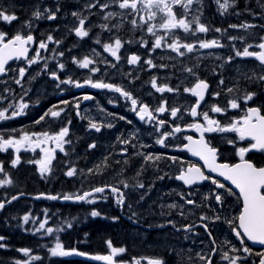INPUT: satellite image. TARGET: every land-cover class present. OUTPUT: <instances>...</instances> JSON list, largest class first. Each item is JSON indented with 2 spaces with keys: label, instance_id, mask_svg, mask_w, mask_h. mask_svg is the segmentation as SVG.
Wrapping results in <instances>:
<instances>
[{
  "label": "flooded vegetation",
  "instance_id": "obj_1",
  "mask_svg": "<svg viewBox=\"0 0 264 264\" xmlns=\"http://www.w3.org/2000/svg\"><path fill=\"white\" fill-rule=\"evenodd\" d=\"M84 27L89 31V35L83 38L77 36L75 30H71L69 33L65 32L64 35L60 34V31H56L61 41L52 40L50 46L39 53L35 64L24 68V61L14 62L8 67L7 76L0 80V109L2 111L7 110L8 115H11L13 111H18L20 104L28 105L22 115L30 120H33L36 109L45 112H48L49 109L53 111L64 109L59 117L46 116L50 122L48 129L31 127L27 133L47 132L51 135L64 127H68L69 134L66 139L71 141L63 144L64 151H61L53 140L41 144L34 151L31 146L25 145L21 147L18 153L21 162L15 167L12 166V160L17 155L15 149L9 148L1 153L0 163L5 168L4 173H7L9 179L12 180L11 185L2 187H7V190L4 191V193L9 194L7 199L23 192L27 194L22 199L23 202H30L32 200L30 196L34 194L53 193L60 195L67 184L79 180H82L83 188L74 194H68L81 195L85 192H91L96 187L114 186L124 194L123 205L117 203L119 194L111 192L110 188H106L104 193H94L95 195L89 197L88 199L93 200V203L85 201L81 205L84 208L96 206L101 210H104L105 206H110L112 208L110 216L117 217L116 214L119 216L117 223L114 224L120 225L121 231L127 229L129 233H132L135 229L144 230L150 235L154 244L171 241L173 235L185 236L192 233H202L208 237L213 249H217L218 245L214 236L217 225L223 223V217L226 212L231 210L232 206H234V212L238 217L243 202L239 192L231 186V181L220 176L218 172L211 171L205 161L200 156L193 155L187 147L191 145V141L185 137L191 136L193 140H199L201 137V133L189 125L197 123L207 125L202 115L196 117L190 115V109L194 106L197 97L177 86L176 83L179 78L170 80L166 76L168 69L159 70L160 73L155 74L154 68L146 63L147 60L145 59H151L156 63L163 62L165 53L162 51V46L157 48L158 52L150 50L153 49L155 39L159 36L165 37V32L154 30L155 36L149 33L147 37L132 43V41L123 40L122 33L110 31V27L105 30L102 28L94 30L88 29L86 23ZM212 36V40H216L222 45L219 35L215 31ZM117 38L122 42V47L117 53L120 57L119 60L104 48V45L113 44ZM209 39L210 37L206 36L200 42ZM178 40H186V37L179 36ZM200 42L194 44L196 47L190 53L198 48L199 50L209 49L200 48ZM221 47L214 46L211 48L220 49ZM60 53L63 55L61 56ZM133 55L140 57L136 64L128 62ZM174 55L179 54L175 53ZM85 57L94 61L89 68H82L78 63L73 62L74 60H83ZM45 64L47 65L46 71L44 69ZM59 64L64 65L63 70L58 67ZM92 68H97L99 71L92 72L90 70ZM20 69H25V75L22 79L19 75ZM174 71H179V68L174 69ZM52 72L57 73L60 80L71 78L73 81H79L83 86L75 87L74 85L59 83L50 75ZM33 77L35 78L33 79ZM17 79H20V84L16 83ZM88 79L93 82L110 83L130 92L132 97L138 100L137 107L139 104H147L155 119H149L145 116V119L141 120L137 111L132 110L133 106L129 99L113 90L93 88L84 83ZM153 79L156 80L158 87L167 86L174 91L158 92L152 86ZM201 80L205 81L209 87L206 90L204 101L197 109L199 113L208 112L209 117L218 120L221 125H228L236 120L242 121L248 108H259L261 115H264V97H261L253 88L249 89L248 86L244 85L229 93L228 87L222 86L219 79L203 78ZM58 83L59 87H57ZM215 93H219V96H216ZM247 93H255V95L252 100L245 103L242 98ZM85 96H90L92 99L85 100L83 99ZM230 99H237L240 107L236 109L227 108L224 113L210 111L213 105L226 108ZM65 100L70 103H61ZM164 102H166L165 107L168 111L156 112L155 109ZM77 103H79L78 109L75 107ZM54 105L58 107L54 108ZM172 108L180 110L176 118H172L170 115ZM120 117H124V119H120ZM16 119L17 116L10 120L15 123ZM160 120L165 121V123L159 125ZM90 122L101 125V130L97 132L90 128ZM110 123L114 126L107 127ZM175 126L181 127L182 131L168 136L164 145L156 142L158 139L164 138L162 133L172 132ZM14 137L18 139L20 134ZM38 138L44 139L42 136ZM203 138L211 147L217 149L216 164L234 165L240 163L238 149L250 146V140L247 138L241 140L236 132H205ZM33 139H37V137H33ZM123 141H129V143H123ZM229 141H233V143H229ZM92 144H95L96 147L90 148L89 146ZM41 149L54 150L51 152V161L48 164L51 171L44 175H41L40 172L41 165L35 162L46 159L45 152ZM149 155L153 157L152 160L147 159ZM156 157L160 158L156 159ZM245 159L250 160L257 167H264V151L255 149L249 151L245 154ZM192 166L200 168L204 175L211 177V179L201 180V183L196 181L192 184H187L178 179L180 175L186 172L187 168ZM73 167L77 170L74 176L60 175L61 172H67ZM20 169L25 172H20ZM25 177L38 183L34 190L42 191H27L26 186H22L20 183V180L24 181L23 178ZM213 179L224 184L225 187L219 188L217 184L212 183ZM122 181L127 183L129 187L125 188L121 183ZM140 184H143L144 187H139ZM12 187L17 190L10 193L8 190ZM228 189H231V193ZM217 194L222 197L220 202L215 199ZM169 199H176L178 203L182 202L181 204L188 207V212L156 214V210H168L161 205L166 204ZM3 200L2 196L0 201ZM188 201L194 203H188ZM141 203L149 205L145 209L154 212L149 215L142 211L135 212V207H140L143 210ZM106 215L105 211L96 217L90 214L87 219L90 229L97 231L92 228V222L98 221L101 225L103 221L105 222ZM217 216L220 219H215ZM161 219H164L162 223L159 222ZM167 220L178 222L166 223ZM235 220L238 224V220ZM126 222L131 227L127 226ZM189 225L192 226L190 229L188 228ZM204 225H207V229ZM89 231L86 233L89 234ZM209 232L211 236H209ZM162 234H169V236L165 239L160 237ZM78 243L84 248L86 247V243L80 241ZM248 248L251 253H246L245 258L237 261V264H260L261 256L257 253H264V250ZM157 251L154 253V251L149 250L147 257L142 259L135 256L133 249L130 248L128 255L119 254L115 259L121 260L118 264H136V261H139V264H148L150 260L155 259H162L164 264L172 262L162 255L167 253L165 249H158ZM212 264H230V262L219 261L214 257Z\"/></svg>",
  "mask_w": 264,
  "mask_h": 264
},
{
  "label": "rangeland",
  "instance_id": "obj_2",
  "mask_svg": "<svg viewBox=\"0 0 264 264\" xmlns=\"http://www.w3.org/2000/svg\"><path fill=\"white\" fill-rule=\"evenodd\" d=\"M65 1H67V0H56L55 2H54V0H9V2H7V0H0V8L4 9L6 14H14L17 16L18 19L12 21V22H20V23H18L19 30H14L15 35L17 33L22 34V35H26V34L32 35V34L38 33L41 38H47L49 35H51L53 37L54 41L60 40L59 35H57L54 31H61L62 35H64L65 32L69 33V31L75 30L77 27H79V20L84 19L85 23H86V25H88V27H92V28H95L97 30H99L98 28H102L103 30H105V29L112 26L114 29H118V30L120 28H123V30L128 32V33L134 31V29L136 31H139V30L143 29L144 27H149L150 25L155 24V25H157V27L155 28L156 30H160V31L162 30L163 32H165L166 39H167V45L173 43L174 40H177V37H179V36L187 37L189 39L190 43H194V42H199L205 36L214 32L213 27L211 25V21L214 18H219L223 23H226L227 28L229 30V31H226L227 33L225 32V37H226L225 40H226V46L227 47L224 48V51L215 52V53L210 54V53H206V50L203 49V51L200 50V52L197 53L194 58L187 60L186 63L179 64V61H181V58H178L177 56H175L174 52L171 50V48L168 47L169 52H165L162 49V51L165 53V56L163 58L164 61L162 64L158 63L159 65H157L154 68L153 72L155 74H159L160 73L159 70H163L165 67L179 68L180 70L178 72L169 71L166 74V76H168V78L170 80H172L173 78L174 79L179 78V80L177 81L176 84L178 87H181L184 89H186V88L190 89V88L194 87V85L198 82V80H201L203 78H207V79L212 78L213 80H217V79L223 80V84H221V85L224 87H228V89L229 88L239 89L240 87L246 85L249 87V89L253 88L254 91L258 92L261 97L264 96V80L259 79V77L264 76V66H262L261 64L259 65V63L254 60V57H245L244 58V56H236L235 55L236 51L239 50L242 52L243 51L242 49H244L248 45H252V47L249 48V51H252V52H261L262 51V49H259L257 46L260 43L264 42V40H262V38H264V7H263L264 6V0H257V3H256V0H247V1L246 0H241V1L240 0H219V2H217V0H193L192 5H190L188 7V9H184V8L180 7L179 5L174 6L173 11L176 13L178 18H186V20H188V21H194V19L196 17H199V22L201 24L205 25L209 29L207 32H204V33L195 31V29L197 28V25L195 22H193L191 25L192 31L184 32V30L177 28V29L172 30L171 32H167L164 29L159 28V24L161 23L162 18H163L162 13H159L160 16L158 19H154V20L148 21V23H144V21L147 20V18H148V12L146 10H144L143 5L138 6V8H139L138 12H133L131 9H121L119 7L120 0H111V1H114V3H111L110 0H98V2H97V0H69L68 1V4H70L69 7L63 8ZM73 2H78L79 5L77 7H75ZM225 2H227V5H228L227 8L226 9L221 8L220 5L224 4ZM246 2L249 4H247ZM104 4H107L108 7L102 8L101 5H104ZM91 5H95V7H90ZM248 5H249V7H248ZM259 5H260V7H259ZM15 7H20V10L22 12L17 15L13 11V9ZM36 10H39L40 12L43 13V16L39 19H37L33 16V12ZM46 10H50L51 12L55 13L56 19H53V20L47 19V15L49 13ZM74 12L78 13V16H74L73 15ZM108 13H113V15L108 16ZM254 14H256V15H254ZM240 15H244V16L240 17ZM106 16H108L107 19H105ZM133 19H135L137 22L136 26H134L131 23V21ZM0 21H3V20H0ZM29 22L31 24L30 29H26L25 31H22L23 30L22 27H24L25 24L29 23ZM34 22H36V23L34 24ZM233 24H235V26L237 28L232 27ZM104 25H106L107 27H102ZM248 26H250V27H248ZM127 28H129L128 31H127ZM234 31H235V33H234ZM242 32H244V33L242 34ZM237 33H239V34H237ZM198 34H202V36H199ZM235 34L237 35V37ZM233 35L236 37V39L232 40V37H234ZM228 36H229V38H228ZM241 36H243V37H241ZM40 37L37 36V40L39 41V43L42 41ZM212 38H210V39H212ZM235 40H237V41H235ZM231 42H233V43H231ZM46 43L48 46H50V41H48ZM228 45L230 46V48L231 47L232 48L230 49ZM233 49L234 50L236 49V50L234 51ZM43 50L44 49H40L39 47H37L36 53L37 52L42 53ZM150 51L158 52V49L157 48L155 50L151 49ZM182 52L184 54H186L187 50H183ZM228 55L230 56L231 59H229ZM145 60H148V59H145ZM197 62H198V64H197ZM228 62H229V64H228ZM237 62H238V65H237ZM241 62H242V66L240 65ZM250 62H251V64H250ZM254 62H255V64H254ZM153 63H155V61H153ZM188 67L193 69L194 74L186 71V69H188ZM7 68H8V65L6 66V69ZM242 68H243V70H242ZM243 71H245V72H243ZM247 71L250 73H248ZM185 72H186V74L187 73H189V74L186 75ZM247 74H249V76ZM4 77L5 76H3L2 79ZM245 77H247V78H245ZM4 130L5 129L1 128L2 132ZM65 178H67V176H65ZM3 190L4 189L0 188V198L2 196ZM28 203H29V205H28ZM32 203H35V202H23V201H21V202L17 203L16 205H14L12 208L8 209V211L6 210L7 212L5 211L1 215V217H0V236H3L5 238L3 241H0V244L5 245V247H2V248L6 249L9 247V244L7 241L9 236L16 234V233L25 232V233H29L31 235L42 237V238H50L52 241L50 242V244L48 246H46L44 248L48 251H50L51 248L55 247L57 240H59V242L63 244L65 249H68L67 243L71 242V240L62 241L60 238L63 236L69 235L73 232L80 231L82 228H84L83 221L82 220H76L74 218V216L71 214V211H72L71 208H65V209H60V210L53 209L52 210V209L48 208L47 206H38V205H35ZM181 203H178V200H176V199H169L168 201H166V204L161 205V207L167 208L168 210H166V211L156 210V214L168 213V212H175V213L188 212L187 211L188 207H186L185 205H183ZM141 204H142L143 210L140 209V207H135V209H134L135 212L139 213L142 211L146 215H149V214L154 212V211H150V210L145 209V207L149 206V205H146V203H141ZM171 205H176V207H170ZM24 206H27V207H24ZM231 212H232V214H231ZM8 214H10V215H8ZM25 215H29V217H30L29 222L27 224H25L23 222V217ZM234 215L236 216V214L234 212V206H232L231 210L226 212L225 216L223 217V223L221 225H217L215 232H214L215 239H217L216 242L219 245L218 246L219 247V258L221 260H224V261H225V259L222 258L224 256V253H228V255L230 257H236V256H240L241 258L243 257V251H240V252H232L231 251L233 246H235L237 249L242 248L240 241L237 238H235L234 235H232L233 234L232 228H234L235 225L237 224V221L235 220L237 216L235 217ZM12 218H14V219H12ZM163 220L161 219L159 222L162 223ZM45 221H46L45 228L41 229L40 233H39V231H38V233H37V231H35L33 233L34 230L39 228L40 223H43ZM228 221H234V223L230 225ZM17 222H19V223H17ZM95 222L96 221H93L92 224ZM175 222H178V221H168V220L166 221V223H175ZM68 223H71V225H72L71 228H69L67 226ZM17 224H19L20 226L19 225L17 226ZM48 228L53 229V232L51 234L47 233L46 230ZM59 229H63V230L61 231ZM224 229H225V231H224ZM30 230H31V232H30ZM226 230H228V231H226ZM229 230H231L232 232ZM227 232H229V233H227ZM220 233H222V234H220ZM126 235L128 236V239H131V241H132L133 246L132 245L131 246H132L134 253L137 254L138 257H140L142 259H145L147 257V252L149 250H152V251H154V253H156V252H158L157 251L158 249H165L167 251V253H169V255H172L171 250H173L174 256H177L178 258H183L185 256L186 257L185 261H187L186 264L187 263L188 264H190V263H192V264H194V263L195 264H202L203 263L204 264V259H200V257L203 254L204 255L203 257L207 258L209 256V254L211 253L210 251L213 250L212 243L210 242L208 237L202 233L201 234L192 233L190 235H185V236L173 235L171 237V241L163 242L161 244L152 243L150 235L144 230L135 229V230H133L131 236L129 235V233H127ZM137 235H138V237H137ZM139 236H141V237H139ZM168 236H169V234H162L161 235V237H163L165 239L168 238ZM82 237L84 238V235H82ZM110 240L112 241V244L114 245V247H117L115 240L113 238ZM136 240H138V241H136ZM89 241L90 240L86 239V238L83 240L82 239L80 240V242L86 243V248L90 247ZM226 241H229V242H226ZM147 244H149V245H147ZM123 245L125 246V245H127V243L124 242ZM149 246H151V247H149ZM92 248L96 249V250H100V247L99 248L92 247ZM179 249H180V251H179ZM106 250L108 251V254L111 253V249L108 247V245H107ZM36 252H37V250H29V254L25 255L24 252L20 250L19 257L16 258L13 261V263H8V264H16L17 261H19L20 264H38V262L41 260V255L36 254ZM196 252H197V254H196ZM181 253H182V255L180 256ZM194 256H196V258H198V257L199 258L196 259ZM32 257H40V259H32ZM201 261H202V263H200ZM178 262L179 261H176V263L173 262L170 264H178ZM144 264H146V263H144Z\"/></svg>",
  "mask_w": 264,
  "mask_h": 264
},
{
  "label": "snow or ice",
  "instance_id": "obj_3",
  "mask_svg": "<svg viewBox=\"0 0 264 264\" xmlns=\"http://www.w3.org/2000/svg\"><path fill=\"white\" fill-rule=\"evenodd\" d=\"M98 2V0H97ZM219 2V0H217ZM193 0H120L119 7L121 9H131L133 12H138L139 5H143L144 10L148 12V18L144 21V23H148V21L154 20L157 16V12L163 14V18L161 23L159 24V28L164 29L167 32H171L174 29L180 28L183 29L184 32L192 31V23L195 22L197 25V28L195 31L198 32H207L209 29L201 24L199 22V17H196L194 21H188L186 18H178L176 13L173 11L174 6L179 5L180 7L184 9H188L190 5H192ZM221 8L226 9L227 8V2L220 5ZM90 7H95V5H91ZM102 8H107L108 5L104 4L101 5ZM58 10V9H57ZM48 11L47 19L53 20L56 19L55 13ZM74 16H78V13H73ZM113 13H108V16H112ZM33 16L37 19L41 18L43 16V13L39 10H36L33 12ZM108 16L105 17V19L108 18ZM17 16L14 14H6L5 10L0 8V20H3L5 22L11 23L14 20H17ZM143 19V18H142ZM131 23L136 26L137 22L135 19L131 21ZM85 20L80 19L79 20V27L75 29V33L77 36L83 38L87 37L89 35V31L85 29ZM29 27H31V24L29 22ZM102 27H107L106 25ZM157 27V25L152 24L147 28V31L149 33H152L154 36L156 35V32L154 29ZM232 27H236L233 25ZM250 27V26H248ZM217 32L220 31V29H216ZM165 39L164 36H159L155 39L153 50L156 48H160L162 46V41ZM232 39H236V37H232ZM48 41H52L53 37L49 35L47 37ZM264 40V38H262ZM34 37L31 34L28 35H22L17 33L16 35L12 37H8V34L5 32H0V74H4L6 72V65L9 60L13 58H19V57H25L27 59L26 53L29 51L27 45L30 43H34ZM58 43V42H57ZM99 43V41H97ZM169 48H171L173 51L177 52L179 55L183 56L184 53L180 51L181 48H184L187 50V52H192L193 49L196 47V45L191 43H180V41L174 40L173 43L167 45ZM219 47L220 45L216 40L212 41H205L200 42L199 47L200 48H211V47ZM48 45L46 42L41 41L39 43L40 49H47ZM122 47V42L119 38L115 39L113 44H106L104 45V48L106 51H109L113 57H115L117 60H119V56L117 55L118 50ZM252 45H248L243 49V51H236V56H244V57H256L262 64H264V51L261 52H252L249 51V48H251ZM259 49L264 50V42L260 43L257 46ZM62 56L63 53H60ZM36 56L39 57V52L36 53ZM231 59V58H229ZM140 60L139 56L133 55L129 59L130 64H136ZM37 61L35 59H29L28 64L31 65L33 63H36ZM74 63H78L80 67L82 68H89L90 65L94 63L93 60L85 57L83 60L80 61H73ZM147 64L150 66H155L152 63V60L149 59L146 61ZM58 67L63 70L64 65L59 64ZM45 71L47 70V65H44ZM92 72L99 71L97 68L90 69ZM187 72L193 73L192 68L186 69ZM194 74V73H193ZM20 78L22 79L25 75V69L19 70ZM52 78L59 81V83L63 84H70L74 85L75 87H82L83 85L79 81H73L71 78H68L67 80H60V77L57 73L52 72L50 73ZM35 77H33L34 79ZM259 79L264 80V76L259 77ZM17 84H20V79L16 80ZM59 83L57 84V87H59ZM84 83L90 85L93 88L98 89H109L113 90L117 93H120L125 98L129 99L131 102V105L133 106V111H137L138 115L140 116L141 120L145 119V116H147L149 119H155L153 116L152 111L149 110V106L147 104H139L138 106V100L134 97H132V94L124 89H122L119 86L110 84V83H104L103 81H96L93 82L91 79H88ZM221 84H223V80L220 81ZM152 86L156 88L158 92L163 93L164 91L172 92L174 89L167 87V86H157L156 80L153 79ZM209 85L203 81L198 80V82L194 85L192 88H186V92H190L193 96L197 97V100L194 104V106L190 109V115L193 117H196L198 115H202L204 121L207 122V125L204 124H194L189 125V127L196 128L197 131L201 133V137L199 140H193L191 136L185 137L188 141H191V145L187 146L189 147V150L192 151L193 155L200 156L205 163L208 165V168L213 172H218L220 176L225 177L227 180L231 181L233 185L236 186V188L239 189V194L243 198V210L240 213V215L236 218L238 220V224L236 227L233 228V231L235 232L236 237L239 239L240 244L242 245V248L237 249L235 246L232 247V252H240L243 251L244 253H251V250L244 246V240L245 237L248 240L259 242L261 244H264V167H257L254 163H252L250 160L245 159V154L252 150H259L264 151V115H261L259 108H248L247 114L243 117V120H236L228 125H221L218 120L212 119L209 117L208 112L199 113L197 109L200 107V104L205 99V93L208 89ZM229 93H232L234 91L233 88L227 89ZM216 96H219V93H215ZM255 93H247L242 99L246 103L249 100H252ZM83 99H92L90 96H85ZM63 104L70 103L69 101L65 100L62 101ZM166 102L162 104L160 107L155 109L156 112L164 113L165 111H168V109L165 107ZM11 107V105H10ZM18 111H13L11 115L7 114V110L0 111V121L12 119L18 115L23 114L24 109L28 107L27 104H20ZM58 107V106H53ZM75 107L79 108V103L75 104ZM240 104L237 101V99H230L228 101L227 107L222 108L218 105H213L210 108V111L213 113H224L227 111V108L236 109L239 108ZM64 111V109H59L53 111L52 109H49L48 112L45 113L44 116H41L39 120L36 121V123H40L42 120H44L45 116H51V117H59L61 115V112ZM180 110L178 108H172L170 110V115L172 118L177 117V113ZM120 119H124V117H120ZM159 125H163L165 121L160 120ZM111 123L107 125V127H113ZM90 128L95 129L97 132L101 130V125H98L97 123L90 122ZM182 129L179 126H175L173 128L172 132L168 133H162V136L164 138L158 139L156 142L160 145H164L165 139L168 136L173 135V133H179ZM236 132L239 134V138L241 140L249 139L250 140V146L249 147H241L238 149V155L240 157V163L234 164V165H228V164H216V153L217 149L214 147H211L208 142H206L203 138V134L205 132ZM69 134V128L64 127L59 132L55 134H49L47 132L36 134L32 133L29 134L27 132H24L18 139L15 137H9L5 139V137L0 134V151H7L9 148L15 149L17 155L12 160V166H17L21 161L18 153L20 152L21 147L25 145L31 146L32 150L34 151L36 147H40L41 144L47 142L48 140H53L56 143V146L60 148L61 151H64L63 144L64 143H70L71 141L67 140L66 137ZM43 137L44 139L41 140L38 137ZM33 137H37V139H33ZM123 143H129V141H123ZM229 143H233V141H229ZM90 148H95L96 145L92 144L89 146ZM43 152H45L46 159L41 161H35L36 163L40 164V172L41 175H44L45 173H50L51 169L48 167V164H50L51 161V152L54 150L49 149H41ZM160 157H156V159H159ZM148 160H152L153 157L149 155L147 157ZM175 159V158H173ZM3 164L0 163V172H3ZM90 172L92 170H89ZM77 170L76 168H70L66 175L69 177H72L76 174ZM178 179L183 180L187 184H192L196 182L197 180H209L211 177L204 175L203 171L200 168H197L195 166L187 168L186 172L183 173L178 177ZM123 183L124 187L127 188L129 185L125 182ZM212 183L217 184L219 188H224L225 185L222 183H219L217 180H212ZM12 180L11 179H0V187H3L5 185H11ZM139 187H144L143 184H140ZM106 188H110L111 192L118 193V199L117 203L120 205L124 204V194L120 192V189L114 186H101L96 187L91 192H85L82 195H65L63 196L64 200H78V201H87L88 203H93V200L88 199L89 197L93 196L94 193H104ZM228 191L231 193V189H228ZM21 195H23L21 193ZM49 199H59L58 196H49ZM18 199L17 196H12L11 199L7 200V203H11L13 200ZM215 199L220 202L222 197L221 195L217 194L215 196ZM188 203H194L193 201H188ZM170 207H176V205H171ZM5 208V201H0V210H3ZM100 213L98 211H92L91 216L96 217L99 216ZM29 215H25L23 217V222L27 224L29 222ZM112 219L116 220L118 217H113ZM206 219V217H204ZM215 219H220V217H216ZM229 224H233L234 221H228ZM45 222L40 223L39 228L36 229V231H40L41 229L45 228ZM69 228L72 227L71 223H68L67 225ZM192 226L189 225L188 228L190 229ZM204 227L207 229V225H204ZM63 230V229H59ZM242 230V231H240ZM48 234H51L53 232L52 228H48L47 230ZM209 236H211V233L209 232ZM5 238L3 236H0V241H3ZM108 247L111 249V253L107 256H97L94 257V259L97 260H103L106 262V264H117V261L115 260V257L121 253H124L126 251L125 248L120 247H114L112 245V242L109 240L106 242ZM214 243V241H213ZM5 247L4 244H0V248ZM21 251L24 252L25 255L29 254V249H21ZM50 254L53 257L56 256H69V255H86L85 253L78 252L76 249H65L63 244L57 240V243L55 244V247L50 249ZM257 255L261 256L260 264H264V253H257ZM201 259H207L206 257L201 256ZM223 258L225 260H229L230 264H237V261L241 260L242 258L240 256L236 257H230L228 253H224ZM32 259H40V257H32ZM16 264H20L19 261L16 262ZM136 264H139V261H136ZM148 264H164V261L162 259H155L150 260ZM207 264H212V261L210 259H207Z\"/></svg>",
  "mask_w": 264,
  "mask_h": 264
},
{
  "label": "trees",
  "instance_id": "obj_4",
  "mask_svg": "<svg viewBox=\"0 0 264 264\" xmlns=\"http://www.w3.org/2000/svg\"><path fill=\"white\" fill-rule=\"evenodd\" d=\"M20 172H25V171H21V169H20ZM65 174H66V172H63V175H65ZM4 179H9V176L7 175V173H4ZM23 179H24V181L20 180V183L22 186H26L27 191H30V192L42 191V190H34V187L37 186L38 183L34 182L31 178L29 180L26 177ZM82 188H83L82 180H79L75 183L73 182L71 184H67L66 188H63V190H62V195H66L68 193L74 194V193L80 191ZM16 190H17L16 188L12 187L8 191L10 193H12ZM8 197H9V194H8ZM37 205L47 206L45 202L40 203V204L38 203ZM47 207L48 208H56L57 210H60V209H65L68 206H64L61 204H52V205L47 206ZM77 207H79V206H74V208L71 209L72 210L71 214H74L80 220L83 221L84 228L78 232H73L69 235H66V236H63L60 238L62 241L71 240V242L67 243L68 247H73V245L76 244V246L81 247L83 249L84 246L79 245L78 242L83 238L82 235H84V238L90 240L89 241L90 247L85 248V251H86L85 254H87V255L96 256V257L108 255V251L106 250V248H107L106 242L112 238L115 240L117 247L119 244V248L123 247L126 249V252L129 251V249H130V247H129L130 245L128 246L129 240H127V241L125 240V237H126L125 234H126V232L128 233V230L126 229L125 231L122 232L121 231L122 227L118 224H114V223H117L118 220L112 219L114 217L113 215L110 216V213L112 212V208L110 206H105L104 210H101L100 208H98L96 206H94L92 208H86L83 210H81L79 208H78V210L75 209ZM94 210L98 211L100 213L103 211H105V213H107V215L105 216V222L103 221L101 225L98 221H96L95 223L92 224V228L94 230H97V231H93L90 229L89 223L87 220L88 219L87 217H89L91 212ZM84 215H85V217H84ZM116 216L119 217L117 214H116ZM126 225L130 226L129 223H127V222H126ZM87 231H89V234L86 233ZM119 233H121V234H119ZM17 235H19V236L17 237ZM38 237L39 236H35V235L29 236L26 233H22V234L16 233V234H13L12 236H10L9 239L7 240L8 244H9L8 249L0 248V264L13 263V261L19 257L21 249L35 250L36 247L39 248V253L36 252V254L41 255V260L38 262V264H105V263L93 261L90 259L68 260L69 258H67V257H60V256L53 257V256H51L50 251L44 249V244L49 245L52 240H45V243H41L42 240L37 239ZM125 241H126L127 245L124 246L123 244ZM121 243H122V245H120ZM92 247H94V248L100 247V250L93 249ZM131 248H132V246H131Z\"/></svg>",
  "mask_w": 264,
  "mask_h": 264
},
{
  "label": "bare ground",
  "instance_id": "obj_5",
  "mask_svg": "<svg viewBox=\"0 0 264 264\" xmlns=\"http://www.w3.org/2000/svg\"><path fill=\"white\" fill-rule=\"evenodd\" d=\"M7 1H9V0H7ZM110 1H111V0H110ZM240 1H241V0H240ZM246 1H247V0H246ZM111 2H112V1H111ZM246 3H247V2H246ZM256 3H257V0H256ZM258 3H259V2H258ZM260 3H261V2H260ZM247 4H249V3H247ZM245 5H246V4H245ZM251 5H252V4H251ZM243 6H244V5H243ZM254 6H255V5H254ZM248 7H249V5H248ZM259 7H260V5H259ZM263 7H264V6H263ZM241 8H242V7H241ZM239 9H240V8H239ZM262 9H263V8H262ZM245 10H246V9H245ZM238 12H239V11H238ZM242 13H243V12H242ZM237 14H238V13H237ZM251 14H252V13H251ZM257 14H258V13H257ZM260 14H261V13H260ZM254 15H256V14H254ZM245 16H246V15H245ZM245 18H246V17H245ZM247 18H248V17H247ZM262 18H263V17H262ZM238 21H239V20H238ZM231 24H232V23H231ZM233 25H235V24H233ZM242 27H243V26H242ZM230 28H231V27H230ZM235 28H237V27H235ZM227 31H229V30H227ZM237 32H238V31H237ZM240 32H241V31H240ZM226 33H227V32H226ZM228 33H229V32H228ZM234 33H235V31H234ZM243 33H244V32H242V34H243ZM237 34H239V33H237ZM235 35H236V34H235ZM233 36H234V35H233ZM244 36H245V35H244ZM234 37H235V36H234ZM236 37H237V35H236ZM241 37H243V36H241ZM228 38H229V36H228ZM232 40H233V39H232ZM235 41H237V40H235ZM231 43H233V42H231ZM236 43H237V42H236ZM229 44H230V43H229ZM234 45H235V44H234ZM236 45H237V44H236ZM228 46H229V45H228ZM238 46H239V45H238ZM238 46H237V47H238ZM226 47H227V46H226ZM233 47H234V46H233ZM229 48H230V46H229ZM231 48H232V47H231ZM231 48H230V49H231ZM239 48H240V47H239ZM242 48H243V47H242ZM237 49H238V48H237ZM225 50H226V49H225ZM227 50H228V49H227ZM233 50H234V49H233ZM235 50H236V49H235ZM235 50H234V51H235ZM242 50H243V49H242ZM223 51H224V50H223ZM226 52H227V51H226ZM229 52H230V51H229ZM231 54H232V53H231ZM229 55H230V54H229ZM229 55H228V56H229ZM233 57H234V56H233ZM226 58H227V57H226ZM226 58H225V59H226ZM229 58H230V56H229ZM235 58H236V57H235ZM244 58H245V57H244ZM237 59H238V58H237ZM195 60H196V59H195ZM249 60H250V59H249ZM223 61H224V60H223ZM225 61H226V60H225ZM227 61H228V60H227ZM230 62H231V61H230ZM251 62H252V61H251ZM251 62H250V64H251ZM197 64H198V62H197ZM228 64H229V62H228ZM254 64H255V62H254ZM201 65H202V64H201ZM237 65H238V62H237ZM240 65L242 66V62H241ZM243 65H244V64H243ZM246 65H247V64H246ZM259 65H260V64H259ZM189 66H190V65H189ZM224 66H225V65H224ZM253 66H254V65H253ZM192 67H193V66H192ZM196 67H197V66H196ZM198 67H199V66H198ZM202 67H203V66H202ZM236 67H237V66H236ZM248 67H249V66H248ZM248 67H247V68H248ZM185 68H186V67H185ZM188 68H189V67H188ZM199 68H200V67H199ZM204 68H205V67H204ZM223 68H224V67H223ZM240 68H241V67H240ZM182 69H183V68H182ZM196 69H197V68H196ZM244 69H245V68H244ZM250 69H251V68H250ZM252 69H253V68H252ZM242 70H243V68H242ZM246 70H247V69H246ZM246 70H245V71H246ZM183 71H184V70H183ZM199 71H200V70H199ZM204 71H205V70H204ZM234 71H235V70H234ZM239 71H240V70H239ZM245 71H243V72H245ZM237 72H238V71H237ZM241 72H242V71H241ZM247 72H248V71H247ZM182 73H183V72H182ZM231 73H232V72H231ZM248 73H250V72H248ZM255 73H256V72H255ZM262 73H263V72H262ZM185 74H186V72H185ZM187 74H189V73H187ZM187 74H186V75H187ZM181 75H182V74H181ZM205 75H206V74H205ZM243 75H244V74H243ZM247 75L249 76V74H247ZM255 75H256V74H255ZM182 76H183V75H182ZM184 77H185V76H184ZM255 77H256V76H255ZM185 78H186V77H185ZM245 78H247V77H245ZM249 78H250V77H249ZM257 78H258V77H257ZM250 79H251V78H250ZM253 79H254V78H253ZM253 79H252V80H253ZM248 80H249V79H248ZM185 82H186V81H185ZM183 83H184V82H183ZM260 83H261V82H260ZM179 159H180V158H179ZM62 190H63V189H62ZM28 205H29V203H28ZM24 207H27V206H24ZM28 208H29V207H28ZM7 211H8V210H7ZM7 211H6V212H7ZM64 211H65V210H64ZM41 212H42V211H41ZM60 212H61V211H60ZM56 213H57V212H56ZM8 215H10V214H8ZM8 215H7V216H8ZM234 216H235V215H234ZM84 217H85V215H84ZM232 217H233V216H232ZM232 217H231V218H232ZM235 217H236V216H235ZM87 218H88V217H87ZM9 219H10V218H9ZM12 219H14V218H12ZM228 219H229V218H228ZM228 219H227V220H228ZM15 220H16V219H15ZM231 220H232V219H231ZM13 221H14V220H13ZM14 222H15V221H14ZM17 223H19V222H17ZM235 223H236V222H235ZM225 224H226V223H225ZM7 225H8V224H7ZM7 225H6V226H7ZM18 225H19V224H17V226H18ZM8 226H9V225H8ZM8 226H7V227H8ZM19 226H20V225H19ZM222 227H223V226H222ZM235 227H236V226H235ZM18 228H19V227H18ZM21 228H22V227H21ZM21 228H20V229H21ZM227 228H228V227H227ZM12 229H13V228H12ZM20 229H19V230H20ZM218 229H219V228H218ZM10 230H11V229H10ZM15 230H16V229H15ZM19 230H18V231H19ZM232 230H233V228H232ZM28 231H29V230H28ZM35 231H36V230H34L33 233H34ZM219 231H220V230H219ZM224 231H225V229H224ZM226 231H228V230H226ZM229 231H231V230H229ZM30 232H31V230H30ZM119 232H120V231H119ZM122 232H123V231H122ZM122 232H121V233H122ZM130 232H131V231H130ZM140 232H141V231H140ZM231 232H232V231H231ZM231 232H230V233H231ZM37 233H38V231H37ZM39 233H40V231H39ZM121 233H119V234H121ZM137 233H138V232H137ZM137 233H136V234H137ZM227 233H229V232H227ZM18 234H19V233H18ZM122 234H123V233H122ZM126 234H127V233H126ZM126 234H125V235H126ZM130 234H131V233H130ZM139 234H140V233H139ZM220 234H222V233H220ZM232 235H233V234H232ZM18 236H19V235H17V237H18ZM117 236H118V235H117ZM121 236H122V235H121ZM148 236H149V235H148ZM220 236H221V235H220ZM228 236H229V235H228ZM129 237H130V236H129ZM137 237H138V235H137ZM139 237H141V236H139ZM160 237H161V236H160ZM223 237H224V236H223ZM223 237H222V238H223ZM131 238H132V237H131ZM145 238H146V237H145ZM220 238H221V237H220ZM135 239H136V238H135ZM137 239H138V238H137ZM141 239H142V238H141ZM143 239H144V238H143ZM156 239H157V238H156ZM127 240H128V239H127ZM127 240H126V241H127ZM147 240H148V239H147ZM216 240H217V239H216ZM222 240H223V239H222ZM230 240H231V239H230ZM230 240H229V241H230ZM136 241H138V240H136ZM219 241H220V240H219ZM229 241H226V242H229ZM133 242H134V241H133ZM140 242H141V241H140ZM153 242H154V241H153ZM221 242H222V241H221ZM137 243H138V242H137ZM144 243H145V242H144ZM149 244H150V243H149ZM149 244H147V245H149ZM196 244H197V243H196ZM224 244H225V243H224ZM178 245H179V244H178ZM178 245H177V246H178ZM183 245H184V244H183ZM225 245H226V244H225ZM128 246H129V244H128ZM132 246H133V244H132ZM193 246H194V245H193ZM199 246H200V245H199ZM218 246H219V245H218ZM149 247H151V246H149ZM152 247H153V246H152ZM221 247H222V246H221ZM226 247H227V246H226ZM176 248H177V247H176ZM185 248H186V247H185ZM185 248H184V249H185ZM202 249H203V248H202ZM202 249H201V250H202ZM222 249H223V248H222ZM182 250H183V249H182ZM191 250H192V249H191ZM195 250H196V249H195ZM197 250H198V249H197ZM174 251H175V250H174ZM179 251H180V249H179ZM193 251H194V250H193ZM181 252H182V251H181ZM199 252H200V251H199ZM210 252H211V251H210ZM221 252H222V251H221ZM175 253H176V252H175ZM177 253H178V252H177ZM182 253H183V252H182ZM182 253L180 254V256L182 255ZM194 253H195V252H194ZM196 254H197V252H196ZM204 254H205V253H204ZM173 255H174V254H173ZM189 255H190V254H189ZM222 255H223V254H222ZM190 256H191V255H190ZM192 256H193V255H192ZM200 256H201V255H200ZM202 256H204V255L202 254ZM184 257H185V256H184ZM184 257H183V258H184ZM194 257L196 258V256H194ZM187 258H188V257H187ZM198 258H199V257H198ZM198 258H196V259H198ZM222 258H223V257H222ZM200 259H201V258H200ZM173 260H174V259H173ZM196 261H197V260H196ZM204 261H205V259H204ZM223 261H224V260H223ZM186 262H187V261H186ZM175 263H176V262H175ZM200 263H202V261H201ZM3 264H4V263H3ZM5 264H6V263H5ZM187 264H188V263H187ZM190 264H192V263H190ZM194 264H195V263H194ZM202 264H203V263H202Z\"/></svg>",
  "mask_w": 264,
  "mask_h": 264
},
{
  "label": "water",
  "instance_id": "obj_6",
  "mask_svg": "<svg viewBox=\"0 0 264 264\" xmlns=\"http://www.w3.org/2000/svg\"><path fill=\"white\" fill-rule=\"evenodd\" d=\"M199 183H201V180H197ZM25 196V194H23V195H17V197H18V199H16V200H13L10 204L9 203H7V202H5V208L6 207H10L11 205H13L16 201H18L19 199H21V198H23ZM49 196H58V197H60L59 195H40V196H37L36 198L38 199V200H42V199H48V200H52V201H54V202H60V203H62V204H68V203H72V204H79V203H83V202H85V201H78V200H75V199H72V200H64L63 198H59V199H55V200H53V199H49L48 197ZM243 199V198H242ZM4 208V209H5ZM3 209V210H4ZM3 210H0V214L3 212ZM247 239V238H246ZM247 241L249 242V244L252 246V247H257V248H264V244H261V243H259V242H255V241H251V240H248L247 239ZM80 257H83L84 255H79ZM92 259H94V257H92ZM106 263V262H105Z\"/></svg>",
  "mask_w": 264,
  "mask_h": 264
}]
</instances>
